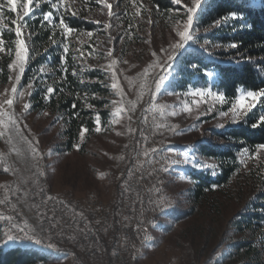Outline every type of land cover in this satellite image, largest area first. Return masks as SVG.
Here are the masks:
<instances>
[{
  "label": "trees",
  "instance_id": "16d2710c",
  "mask_svg": "<svg viewBox=\"0 0 264 264\" xmlns=\"http://www.w3.org/2000/svg\"><path fill=\"white\" fill-rule=\"evenodd\" d=\"M54 2L40 0L39 7L33 6L23 19L28 59L21 85L30 86L29 111L45 113L50 119L42 133L50 137L53 155L57 160L78 162L80 183L90 188L102 158L116 146L119 133L109 73L103 65L105 41L111 44L113 40L120 61L144 59L151 46L140 45L149 40L148 35L157 26L185 23L187 7L172 0H106L114 13L107 25L97 13L103 2L65 0L64 8L53 9ZM72 11L77 15H71ZM46 12L53 13L47 22L43 21ZM21 13L19 4L13 13L7 0H0V39L4 46L0 51V87L8 82L9 65L15 61V25L11 21ZM230 13L238 18L211 27ZM61 18L74 30L67 37ZM191 35L172 63L171 76L160 87V95L174 98L183 110L191 108L198 97L193 93H205L200 100L201 112L184 117L189 124L205 126L217 122L222 111H229L242 91L264 89V0H202L194 13ZM233 42L238 47L232 48ZM50 87L55 91L49 99ZM97 114L99 132L95 130ZM262 116L264 98L237 122L232 121L230 112L223 127L202 128L203 135L194 143L192 154L213 160L216 167L182 169L186 188L179 184L173 188L172 206L161 229L172 232L170 243L181 251L179 264H264V152L252 158L257 146L264 145ZM82 126L88 130L83 137ZM245 148L249 153L242 155ZM7 238L0 225V264L63 261L33 245ZM195 239L202 241L198 250ZM207 250L209 255L203 260Z\"/></svg>",
  "mask_w": 264,
  "mask_h": 264
},
{
  "label": "rangeland",
  "instance_id": "374dc122",
  "mask_svg": "<svg viewBox=\"0 0 264 264\" xmlns=\"http://www.w3.org/2000/svg\"><path fill=\"white\" fill-rule=\"evenodd\" d=\"M181 1L187 8L193 4V0ZM97 13L101 21L109 25L108 8L100 7ZM183 25L184 23L175 22L173 26L169 27L157 26L154 33L148 35L149 40L140 45V47L151 46V51L141 60L120 61L113 40H111V44L109 41H105L107 56L103 65L109 73L113 91L112 107L119 125V133L117 134L116 146L109 156L102 158L90 188H84L80 183V164L78 162L67 158L57 160L53 155L49 143L50 137L42 133V128L49 124L50 119L45 113L37 115L25 107L28 105L27 98L30 93V86L22 87L23 73H19L18 69L11 68L8 82L0 87V192H3V195H13L12 187L23 189L30 183H37V173L41 175L42 172L49 191L55 195L74 193L82 199L99 197L104 202L116 199L114 207H117L121 204V198L118 196V184L121 178L120 169L125 163V147L129 146L141 133L146 134V127L151 125L146 136L149 146L147 148L152 151L162 150L166 152L170 160L167 164L162 165L163 178L157 180L153 177V182L150 181L148 182L149 186L147 185V194L152 197L150 201L153 202L150 206L160 207L157 214L154 212L159 217L158 222L160 223L151 224L152 235L149 243H143L141 240L136 243L137 235L135 236L134 247L137 249L132 252L131 256L135 264H179L181 251L170 243L172 232L164 233L161 231L166 223L167 210L172 206L173 188L177 184L181 185V188H186L187 179L182 175V169L187 166L208 169L216 167L213 160L198 158L192 154L191 149L203 135V127L217 128L218 125H222L228 119V117L221 116L217 122L205 126L199 122L189 124V121L185 120L184 117L186 115L192 117L193 114L201 112V96L194 99L191 108L182 110L176 105L174 98L169 95L161 96L160 88L157 89L156 87L161 77H165L161 86L170 78L172 63L188 43H185L178 50L173 49V45L180 40L177 33L183 30ZM22 34L28 49V35L24 30H22ZM102 44L101 41L99 46L101 49L103 48L101 47ZM109 51L112 52L111 56L108 55ZM170 55L174 56L172 61L168 59ZM17 75L21 77L19 81L16 80ZM113 83L117 85L116 88L112 87ZM13 87L16 88L15 92L12 91ZM21 93L23 94L21 95ZM245 93L242 91L240 96ZM9 99L12 100L11 105L6 103ZM249 103L252 102L246 101L245 105L247 106ZM147 164L148 162L145 163V166ZM160 179L161 181H159ZM159 187H162L164 192L157 196L160 192ZM20 195L16 194V201H24V196L20 197ZM137 205L136 214L139 217L143 211L151 208L147 207V209L141 201H138ZM24 222H28V216H25ZM4 223L0 225L8 237L7 239L9 240L10 236L14 238L12 232L5 230ZM12 240L33 245L47 253H50L52 249L49 241L37 243L31 238ZM114 243L115 239L109 238L106 253L92 261L91 264H112L114 257L111 250ZM194 243L198 250L202 241L195 239ZM208 251H206L203 260H207ZM60 258L63 261L59 264H69L67 258Z\"/></svg>",
  "mask_w": 264,
  "mask_h": 264
},
{
  "label": "built area",
  "instance_id": "2783aa9c",
  "mask_svg": "<svg viewBox=\"0 0 264 264\" xmlns=\"http://www.w3.org/2000/svg\"><path fill=\"white\" fill-rule=\"evenodd\" d=\"M147 137L142 155L130 153L131 166L121 182V204L128 205V212H118V206L112 210L96 209V213H83L81 206L74 203L50 202V195L43 184V173L37 175V183L25 188H13V195L0 192V224L10 222L14 239L31 238L36 241H49L59 246V239L66 233H74V246L67 248L73 252L76 264H91L97 259V250L106 253L109 238L115 239L112 252L124 254V261L112 264H131V254L135 252V236L145 234V224L137 220L138 201L148 202L147 183H143L145 157L148 152ZM147 145V146H146ZM11 188V187H9ZM16 194H24V201H16ZM146 215V211H143ZM54 215H63L62 223H54ZM91 215H103V222L89 226ZM106 215H113V222H106ZM20 216H28V223H20ZM116 216H125V225L116 223ZM85 217V227L76 226V218ZM122 234H129V241H122Z\"/></svg>",
  "mask_w": 264,
  "mask_h": 264
},
{
  "label": "bare ground",
  "instance_id": "6f19581e",
  "mask_svg": "<svg viewBox=\"0 0 264 264\" xmlns=\"http://www.w3.org/2000/svg\"><path fill=\"white\" fill-rule=\"evenodd\" d=\"M149 128H151V125L150 127L149 126L146 127L145 129L146 134L141 133L139 136H137L132 141V143L129 146L125 147V151H124L125 153L124 162L125 163L120 169L121 178L118 184L119 185L118 192H121V182L125 180V173L128 171L129 167L131 166V159H126V158L129 157L130 153H135V155H142V153L145 150L146 136H147V131L149 130ZM169 160H170V157L169 155L166 154V152L162 150L152 151L148 149L147 155L145 157V163L148 162V164L146 166L144 165L143 183H147V185L149 186L148 182L152 181L153 177L154 179L156 178L157 180L161 177L163 178L164 172L162 169L163 168L162 165H165V163L167 164ZM149 172H151L152 174H150ZM159 181H161V179ZM43 184L44 186H46L47 192L50 195V202H62L63 197H65L66 203H74V206H81L83 213H96V209L112 210L115 204L114 202L116 201V199H113L110 202H104L99 197H94V196H93L94 198L82 199L74 195V193L55 195L49 191L46 180L44 178H43ZM159 191L160 192H158L157 196L161 195L164 192V189L161 187ZM23 196L24 194L20 195V197H23ZM147 197H148V202L153 203L152 200L150 201V198L152 197L148 194H147ZM141 202L143 205H146V201H141ZM159 210H160V207L152 206L150 209L146 211V215L144 213H141V217L137 215L138 222H140V224H145L146 228H145V234H143L142 236H139L136 240V243L139 240H141L143 243H149V241L151 240V235H152V229H151L152 225L151 224L160 223L158 222L159 217L156 216V214L158 213L157 211ZM118 212H128V205L119 204ZM154 212H156V214H154ZM24 218L25 216H20V223H28V222H24ZM62 222H63V215H54V223H62ZM101 222H103V215H91L89 218V226H96V224H100ZM106 222H113V215H106ZM116 223H118V225H125V216H116ZM76 226L85 227V217L76 218ZM3 227L5 228V230H7V232H12L10 222H5ZM122 241H129V234H122ZM59 246L51 245L50 247H52V249L50 253L57 257L67 258L69 260V264H76V259L73 258V252H71L70 250H67V248L74 246V233H66V238L59 239ZM112 253L114 257L113 262L124 261V254H120V252H112ZM102 254H104V250H97V259L100 256H102ZM131 264H135V261L133 260L132 256H131Z\"/></svg>",
  "mask_w": 264,
  "mask_h": 264
},
{
  "label": "snow or ice",
  "instance_id": "6c2138e0",
  "mask_svg": "<svg viewBox=\"0 0 264 264\" xmlns=\"http://www.w3.org/2000/svg\"><path fill=\"white\" fill-rule=\"evenodd\" d=\"M8 5L10 6V10L11 12L15 13L17 11V6L19 4L20 8L22 9V13L17 17V19H13L11 21L12 25H15V61L9 65V68H15L18 69L19 73H23L25 70V64L27 62L28 59V49L26 47V41L23 38V34H22V30L24 28V24H23V19L24 17L29 16V14L32 11L33 6L35 7H39L40 4V0H7ZM98 2H103L104 6L106 8L109 9V16L111 17L112 15H114V13L112 12V5L107 3L106 0H98ZM172 3L175 5H180L181 4V0H172ZM202 3V0H193V4L191 7L187 8V20L183 25V30L179 31L177 34L180 38L179 42L173 45V49L174 50H178L181 47H183V45L185 43H187L189 40H191L193 37L191 35L192 33V25H193V17H194V13L196 12V10L198 9V7L200 6V4ZM65 5V0H55L54 3H52V7L53 9H57V8H64ZM2 15V14H0ZM71 15L75 16L77 15V13L75 11L71 12ZM53 17V13L52 12H46L43 14V21L47 22L50 21ZM237 14L236 13H230L224 17H221L219 20L215 21L213 23V25H211V27H217L219 26L221 23L227 22L229 19L231 20H235L237 19ZM60 25L64 30V35L67 37L68 35H70L74 30L71 27H68L64 20L61 18L60 19ZM205 31H208V29H205ZM89 36H91V33H88ZM53 43H55V41H53ZM203 47V45H201ZM232 48H236L238 47V45L233 42L230 45ZM4 50V46H3V40L0 39V51ZM68 51V44L65 43L64 44V52L67 53ZM109 56L112 55V52L109 51L108 53ZM174 58V56L170 55L168 57L169 61H172ZM20 75L16 76V80L19 81L20 80ZM165 79V77H161L160 78V82H157L156 87L157 89H159L161 87V82H163V80ZM113 88H116L117 85L115 83L112 84ZM13 92L16 91V88L13 87L12 89ZM55 91V89L53 88H48L47 89V93L49 94V99L51 98V94H53ZM23 93H21L22 95ZM193 95H198L203 97L205 95V93L197 91L195 93H193ZM218 99H220L221 101L224 99V97L222 96H218ZM261 98H264V89H258L255 91H247L244 95L240 96L239 99L237 100L236 104L232 105V108L229 111H222L220 113V115L222 117H229V113L231 112V119L233 122H237L241 115H247L248 112H250L252 110V107L255 106V102L257 100H260ZM246 101H251L252 103L247 104V106L245 105ZM6 103L8 105L12 104V100L9 99L6 101ZM25 107H29L28 105H25ZM76 105L73 104V108H75ZM91 107V106H90ZM209 111H211V109H209ZM260 123H264V116L259 118ZM100 119H99V114H97V119H96V131L99 132L100 129ZM219 127H223V125H218ZM254 127H257L258 124H254ZM88 131L86 128L81 129L80 135L81 137H83L84 133ZM264 152V145H258L257 149H256V153L252 158H258L260 153ZM249 150L247 148L243 149L242 155L244 154H248ZM147 155V153H145ZM14 239L13 237H9V240ZM37 243H39V241H36Z\"/></svg>",
  "mask_w": 264,
  "mask_h": 264
}]
</instances>
